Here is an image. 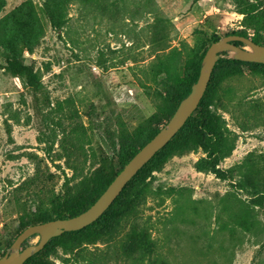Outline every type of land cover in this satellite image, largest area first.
Returning <instances> with one entry per match:
<instances>
[{
    "label": "rangeland",
    "instance_id": "1",
    "mask_svg": "<svg viewBox=\"0 0 264 264\" xmlns=\"http://www.w3.org/2000/svg\"><path fill=\"white\" fill-rule=\"evenodd\" d=\"M234 33L264 45V29L245 25L237 0H0V258L25 225L66 211L110 179L124 144L137 147L167 124L169 92L148 70L157 55L181 52L188 73L214 40ZM8 56L37 73L45 105L37 107L22 81L7 74ZM221 59L204 106L234 134L232 155L216 167L227 170L264 156V72L235 70L232 53ZM190 142L188 132L180 135L160 168L147 167L133 182L145 180L153 191L140 219L157 257L167 264H264V206L250 211L247 228L236 226L247 193L221 199L238 173L223 179L199 168L205 154ZM67 178L72 194L64 200ZM37 258L85 264L67 262L57 240Z\"/></svg>",
    "mask_w": 264,
    "mask_h": 264
},
{
    "label": "trees",
    "instance_id": "2",
    "mask_svg": "<svg viewBox=\"0 0 264 264\" xmlns=\"http://www.w3.org/2000/svg\"><path fill=\"white\" fill-rule=\"evenodd\" d=\"M237 3L240 5V12L244 15V23L247 27L255 32L264 29L263 0L246 2L237 0ZM55 24L57 28H60L61 21ZM230 35H241L250 38L247 33H234ZM250 39L258 45H263L256 36ZM218 40L220 39H216L212 43ZM235 44L244 46L240 42H235ZM208 48L202 53L201 57L192 67V70L188 73H186L183 64H181V52L176 50L167 54L157 55L150 63L148 70L151 80L155 84L162 85L169 92L171 109L168 121L175 113L180 102L189 95L192 86L197 82L202 61ZM227 54L229 52L221 53V57ZM221 57L214 66L207 89L198 107L186 120L177 134L137 172L96 221L80 230L64 232L60 236L52 238L45 245L44 249L50 241L57 240L64 254L69 255V258L66 259L67 262L111 264V261L114 260L123 262V264H167L164 260H159L157 257V245L151 238L148 228L140 219L141 207L146 203L153 191L145 180L133 182L147 167L153 166L155 170L159 169L166 157L176 148L174 144L176 139L187 132L191 141L188 144L192 146V149L194 147H201L205 154V158L197 163L199 168L207 169L218 178L223 179L227 178V173L229 172L236 171L238 173V179L231 184L234 190L224 195L221 201H238V193H247L249 199L246 206L241 209V214L234 221L236 226L247 228L250 211L264 206V156H259L256 160H250L248 157L241 164L227 170L216 168L219 163L230 157L235 149L234 134L229 130L225 119L219 116L215 110L211 109L210 105L209 107L204 106L217 70L222 66ZM228 62L238 66L235 70H239L241 66H249L253 72L259 74L264 72V64L261 63L243 62L235 59H230ZM5 64L4 69L7 74L19 78L24 86L30 90L37 107L43 106L48 102V92L37 73L24 66L15 56H8ZM235 70L230 73L228 72L227 76L238 72ZM159 131L160 129L158 128L152 131L147 139L137 147H132L128 143L124 144L122 147L123 152L119 157L120 168L110 179L103 180L86 199L69 207L66 211L57 212L54 217L43 218L33 224L25 225L14 237L12 243L29 226L58 219H69L89 209L132 157ZM64 186L66 188L64 200H68L72 194L68 178ZM129 187L131 188L129 200L116 208L119 205L121 197ZM223 212L227 213L228 209L224 207ZM99 243L104 244L105 248L99 249L97 247ZM90 246H95V249H90ZM42 250L28 258L23 264H49L44 259L37 258Z\"/></svg>",
    "mask_w": 264,
    "mask_h": 264
},
{
    "label": "water",
    "instance_id": "3",
    "mask_svg": "<svg viewBox=\"0 0 264 264\" xmlns=\"http://www.w3.org/2000/svg\"><path fill=\"white\" fill-rule=\"evenodd\" d=\"M235 42H240L244 46H238ZM224 52L232 53L235 60L264 64V46L256 44L250 38L227 35L212 43L206 51L198 80L192 86L189 95L180 102L167 124L124 166L97 201L75 217L29 226L18 235L10 250L0 258V264H23L28 258L44 249L52 238L64 232L80 230L96 221L118 197L125 185L177 134L196 110L207 89L214 66ZM34 235L40 236L38 243L23 248L25 241Z\"/></svg>",
    "mask_w": 264,
    "mask_h": 264
}]
</instances>
